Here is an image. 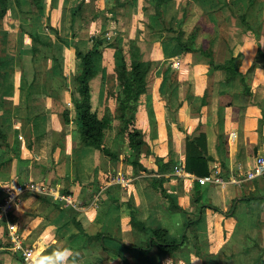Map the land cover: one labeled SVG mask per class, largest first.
Here are the masks:
<instances>
[{"label": "crops", "instance_id": "0c3cea01", "mask_svg": "<svg viewBox=\"0 0 264 264\" xmlns=\"http://www.w3.org/2000/svg\"><path fill=\"white\" fill-rule=\"evenodd\" d=\"M128 1L132 3L130 14V4L125 5L124 14L116 11L118 2L110 0L112 14L106 10V16L116 30L113 25L108 30L101 19L92 21L88 30L80 29L76 19L75 38L68 0H55L52 10L56 15L50 20L21 12L15 5L9 8L3 20L6 46L0 44L10 70L7 85L0 84V161L6 143L16 148L18 156L9 169L0 170V207L6 190L29 181L68 197L47 195L50 202L42 204L36 200L46 194L26 192L9 217L18 223L26 245L43 247L51 239L53 246L79 251L80 264H264V173L252 179L246 176L258 158L264 157V0L255 2L246 13L252 29L237 14L245 8L240 0L229 6H223V0V7L207 16L202 5L211 9L207 0H174L165 5L178 25L182 6L191 1L182 27L186 33L197 29L198 47L211 49L213 58L199 51L180 53L173 41L162 39L166 31L155 24L152 11L144 9L149 0ZM98 3L107 7L106 0ZM110 32L126 41L137 38L144 58L153 61L148 94L156 124H150L144 95L136 114L140 142L133 152L134 162L125 159L130 155L127 143L118 141L109 147L104 141L117 153L118 161L85 146L75 121L71 78L82 73L76 47L86 52L91 47L88 36L104 38ZM32 34L43 41L54 39L55 58L33 61ZM69 34L71 39L66 40ZM108 55L104 52L99 63L103 76L115 68ZM177 59L179 66L173 64ZM212 61L224 67L210 69ZM104 94L101 84L94 93L100 116L106 102L109 106L119 102ZM111 112L114 117L119 115L115 106ZM200 133L207 135L211 171L216 166L227 183H206L196 194V180L180 177L174 166H184L186 139ZM155 156L173 165L163 174V188L181 208L179 212L169 211L168 199L150 183L153 174L148 171L158 169ZM121 175L130 180L126 186L118 181ZM198 198L212 206L200 218ZM129 206L139 210L138 219L146 226L167 227L176 240L186 230L187 239L173 253L153 250L142 255L136 247L146 246L147 237L132 225ZM0 245H10L1 217ZM17 260L23 264L18 255L0 250V264H16Z\"/></svg>", "mask_w": 264, "mask_h": 264}, {"label": "trees", "instance_id": "16d2710c", "mask_svg": "<svg viewBox=\"0 0 264 264\" xmlns=\"http://www.w3.org/2000/svg\"><path fill=\"white\" fill-rule=\"evenodd\" d=\"M40 1L41 0H30L32 6L30 5L29 9H23L19 0H16L15 3L21 12L40 14L42 9ZM171 1L174 0H149V7L144 8L150 9L152 11L155 24L157 21L163 27L162 30L170 32L168 35H163L162 39L173 41L174 46L177 47L180 53L199 51L202 54L213 58V51L211 49H209L211 51L203 49L202 45L198 47L197 38L199 32L197 29H194L190 33H186V31L183 30L182 25L187 18L189 10L187 8V3L190 4L191 1H187V3L182 6V17L179 19L177 27H174L173 25L176 17H170V21H168L166 17L165 5H168ZM207 1L209 2L211 9H208L202 3L203 8L206 9L204 11L206 16L216 13V11L220 10L223 6L234 4V1L236 0ZM222 1L224 4L223 6H220V2ZM240 1L243 2L245 8H242L243 13L239 15V18L244 26H246L248 29H252L250 22L246 19V13L252 7V5H254V3L259 0ZM79 2L80 9L84 6V3L90 2L93 4L92 18L88 19L87 23L80 24V29H90L89 25L92 23V21L101 16L103 24H110L107 26L108 30L111 29L112 25L114 30H116L113 22L108 21L105 8L100 6L98 0H80ZM116 2H118V5L115 8L116 11L118 10L119 12H123L122 9L125 7V5H127V2L125 0H116ZM9 5L10 0H0V33L4 28L3 20L10 8ZM74 14L75 12L73 15ZM155 24L150 23L149 25L154 28ZM112 33L115 35V32ZM100 35L89 38V40L93 42V45L86 52H83L78 47H76L77 58L81 60L82 73L77 76H72L71 78V83L74 87L72 92V102L74 105L75 121L81 134V141L85 146L97 148L105 153V155L109 156L112 161H118L119 156L117 153L112 152L109 147L104 145L105 131L111 127L113 121L112 112L109 111V105L107 104L108 102H106L104 113L102 116H100L97 112V103H95L94 100L95 90L98 91L101 84H104V95L107 99L109 97H114L119 102L124 103V130L127 147L128 150H130V155H127L125 159H128L129 162H134L135 159L133 152H135L136 144L140 142V131L136 127V114L139 109L140 100L144 95H146V106L150 124L152 126H155L156 124L155 113L152 105V96L148 94V75L152 70L153 61L146 60L144 58V53L138 44L137 38L127 39L126 41L119 36H114V39H112L109 36L103 38ZM72 36L75 37L76 32H73ZM57 38L60 39L58 33ZM31 39L33 52L32 59L34 62L55 58L53 38H50L49 41H43L36 34H32ZM162 39L160 38V40ZM106 51L110 54L112 53L114 59H117L113 71L119 75V80L122 86L116 92L114 86V84L116 85L114 76H109L107 73L106 76H103V69L100 68L99 64L102 60L103 53ZM3 52H5L4 49L0 47V84L7 85V81L10 80V70L5 67V63L8 60L6 55H3ZM218 67H224V65H215L212 61L210 69H215ZM227 71L228 75L231 76V70L227 68ZM111 81H113V84H111ZM77 93L79 98L76 96ZM67 117L66 121H69V117ZM1 137H3L5 140L7 139V135L5 134H1ZM4 151L5 155L0 161V170L9 169L11 161L18 156V151L16 148L12 147L9 143H6ZM210 159L211 158L208 153L207 135L205 133H200L199 136L188 137L186 139V158L184 167L188 172L196 176L209 175L211 173ZM155 160L156 164L158 165V169L148 171V173L153 174L152 179L149 178L150 183L157 192L161 193L164 198L168 199V210L179 212L181 208L174 203V201L167 195L166 190L163 188V183L165 181L163 174L166 171H170L173 168V165L170 162H165L164 159L159 156H155ZM201 188L202 184H200L198 181H195L194 190L196 194H200ZM49 200L50 199L47 197V195H44L38 196V200L36 201L46 204L50 202ZM198 201L200 211H198V218H200V213H202V211H204L207 207L212 206H210L211 204H204L200 202V198H198ZM129 207L131 208L132 225L142 230L147 237L146 246L136 247L139 249L142 255H149L153 250L160 254L173 253L187 239L186 230L181 235V238L176 240L171 238V231L167 227L157 228L146 226L144 222L138 219L137 214L139 213V210L132 206ZM12 221L14 220L12 219ZM74 221L77 228L84 233L81 224L77 220ZM189 223H192V220L186 224L185 228L188 227ZM103 249L105 250V246H103ZM116 255L120 254L117 253Z\"/></svg>", "mask_w": 264, "mask_h": 264}, {"label": "built area", "instance_id": "2783aa9c", "mask_svg": "<svg viewBox=\"0 0 264 264\" xmlns=\"http://www.w3.org/2000/svg\"><path fill=\"white\" fill-rule=\"evenodd\" d=\"M180 61L176 60L174 62L175 66H179ZM174 171L184 178H193L198 181L200 184L214 183L218 185H225L227 181L220 176L219 169L214 166L209 175L205 176H196L188 172L185 167L181 164H176L174 166ZM264 173V157H259L255 167L252 170H249L246 174L247 178L252 179ZM125 177H119L120 181L124 186L129 183L130 180L125 181ZM234 182L238 183L241 180L233 179ZM26 192H34L39 194H46L49 196H57L55 190L48 188L43 184L36 183L34 181H29L25 183H17L13 188L6 190V196L4 203L1 205L0 217L5 221L7 226V236L9 238L10 245L2 246L0 245V250H8L13 255H18L23 264H26V257L30 251L35 248L25 244L24 237L20 232V228L17 222L12 221L9 217L11 209L21 200V196ZM60 198L68 199L66 196Z\"/></svg>", "mask_w": 264, "mask_h": 264}, {"label": "rangeland", "instance_id": "374dc122", "mask_svg": "<svg viewBox=\"0 0 264 264\" xmlns=\"http://www.w3.org/2000/svg\"><path fill=\"white\" fill-rule=\"evenodd\" d=\"M50 1V2H49ZM80 0H68V3H70V5H69V7H67L66 9H68L69 10V14H70V30H72V32L75 30V20L77 19L78 21L76 22L78 25L79 24H84V23H87V20L88 19H91L92 18V13H93V4L92 3H90V2H87V3H84V6L83 7H81V9H80V7H79V2ZM107 1V7H106V5H105V7H103V8H105V13H106V10H107V14L108 13H110V14H112V11H110V7H109V3H110V0H106ZM126 2H127V4H130V6H129V9L125 6L124 8H123V12H124V14H126V9H128V11L127 12H129V14H130V10H131V2H129L128 0H125ZM16 0H10V5H9V7H11V6H16L17 7V5H16ZM19 2H20V5L24 8V9H27V8H29L30 7V5H31V3H30V0H19ZM30 3V4H29ZM40 3H41V5H42V9H41V12H40V14H36L37 16H39V17H41V19L43 18L44 20H50V19H52V18H55L54 16L56 15V11H53L52 10V7H53V5H55V0H41L40 1ZM32 6V5H31ZM18 8V7H17ZM167 9H169L168 7H167ZM166 8H165V11L167 10ZM189 9H190V6H189ZM19 10V9H18ZM58 10V9H57ZM20 11V10H19ZM73 11V12H72ZM75 12V14L73 15V13ZM167 12H168V10H167ZM243 13V9H241V10H239V11H237V14L238 15H240V14H242ZM18 15V14H17ZM171 15H172V12L169 10V12L167 13V15H166V17H167V19L168 18H170L171 17ZM96 19H101V21H102V17L100 16V17H98V18H96ZM96 19H95V21H96ZM108 20H109V18H108ZM169 20V19H168ZM175 21V20H174ZM105 24V23H104ZM110 24L109 23H106V26H109ZM173 25H174V27H177V25H175V22H173ZM86 26V25H85ZM21 27H23L22 26V23H21V26H20V28ZM151 27V26H150ZM152 28V27H151ZM184 30V29H183ZM184 31H186V30H184ZM105 33V32H104ZM104 33H102V35H104ZM190 33V32H189ZM5 34H8L7 33V30H5L4 28H3V31L0 33V44L1 43H3V45L4 46H6V41H5V38H4V36H5ZM111 34H113V33H108V34H106V36H110L112 39H114V36H118V35H111ZM165 34H170V32H168V31H166V33ZM73 38H75L74 36H72ZM89 38H90V36H88ZM87 37V38H88ZM120 37V36H119ZM89 38H88V40H89ZM105 38V37H104ZM122 38V37H121ZM7 39V38H6ZM71 39V34H69L67 37H66V40H70ZM89 42H90V40H89ZM198 43L200 44H202V39H199L198 40ZM88 44H90V46H92L93 45V42H91V43H88ZM118 48H119V46H118ZM118 51V50H117ZM3 54H6V52H3ZM9 57V56H8ZM108 58L110 59L109 61H114V63L117 61V59H114V57H113V55H111L110 53H109V55H108ZM108 58H107V62H108ZM112 58L114 59V60H112ZM177 60H179V59H177ZM102 61V60H101ZM173 64H174V62H173ZM111 72H109V74H110ZM110 76H114V80H115V82H116V85L114 84V86H115V92L119 89V88H121V86H122V84H121V82H120V80H119V75L116 73V72H113V73H111L110 74ZM111 84H113V81H111ZM114 106H115V112L116 113H118L119 115L118 116H115L114 117V115H113V113H112V115H113V121H112V125H111V127L110 128H108L106 131H105V139H104V141H105V145H108L109 147H111L112 146V144H114V145H116V142H118V141H120V142H123V143H127V141H126V137H125V130H124V120H123V117H122V115H123V108H124V103H121V102H117L116 101V104L114 103V104H112V105H110L109 106V111H113L114 110ZM114 120L116 121V123L114 124ZM118 129H117V128ZM115 129V130H114ZM127 148V147H126ZM111 149V148H110ZM127 150H128V148H127ZM124 152H126V149H125V151H123V153ZM130 152V151H129ZM121 177H123L122 175L120 176V178ZM126 180H128V178L127 179H125V181ZM127 185V184H126ZM2 192L3 191H1L0 192V194H2ZM56 197H62V195H60V194H57V196ZM168 224H171V222H168ZM171 238H173V236H172V234H171ZM18 262V260L15 262L16 264H18L17 263Z\"/></svg>", "mask_w": 264, "mask_h": 264}, {"label": "clouds", "instance_id": "9594fccd", "mask_svg": "<svg viewBox=\"0 0 264 264\" xmlns=\"http://www.w3.org/2000/svg\"><path fill=\"white\" fill-rule=\"evenodd\" d=\"M81 253L71 247H56L51 239L33 248L26 257V264H80Z\"/></svg>", "mask_w": 264, "mask_h": 264}]
</instances>
